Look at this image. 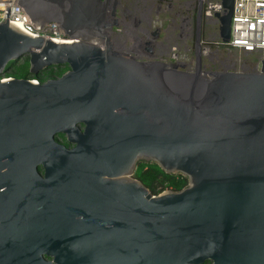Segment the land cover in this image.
Masks as SVG:
<instances>
[{
	"label": "water",
	"instance_id": "water-1",
	"mask_svg": "<svg viewBox=\"0 0 264 264\" xmlns=\"http://www.w3.org/2000/svg\"><path fill=\"white\" fill-rule=\"evenodd\" d=\"M18 3L67 40L27 32L9 8L0 22V76L29 63L0 81V264H264V59L204 70L200 0L192 72L118 50L119 0ZM140 161L188 183L152 194Z\"/></svg>",
	"mask_w": 264,
	"mask_h": 264
},
{
	"label": "built area",
	"instance_id": "built-area-1",
	"mask_svg": "<svg viewBox=\"0 0 264 264\" xmlns=\"http://www.w3.org/2000/svg\"><path fill=\"white\" fill-rule=\"evenodd\" d=\"M149 1L150 12L147 14L139 12L132 16L129 26L122 18H118L121 26L116 28V32L111 31L110 36H114L120 42V47L125 53L134 55L137 59L176 63L182 65L185 71H194L195 17L199 0ZM200 1L203 69L211 70L210 64H218L220 69L225 71L230 70L231 67H238L237 69L258 72L260 61L264 59V0H233L228 42H223L219 36L218 15L224 13L223 0ZM7 8L10 9L9 21L22 22V27L27 32L46 39L67 40L56 22H33L24 8L19 5L18 0H0V22L6 20ZM175 9L176 14L172 12ZM167 14L168 16L164 17ZM154 32H158V35L154 36ZM126 39L131 41L129 47ZM122 43L125 47H122ZM209 44H213L215 49L211 50ZM213 52L215 54L211 55ZM232 55L234 59H231ZM248 55L254 57L253 62L247 61L245 57ZM206 59L209 60L207 64ZM11 77L14 76L3 74L0 76V81ZM29 79L37 83L46 80L38 77Z\"/></svg>",
	"mask_w": 264,
	"mask_h": 264
},
{
	"label": "trees",
	"instance_id": "trees-1",
	"mask_svg": "<svg viewBox=\"0 0 264 264\" xmlns=\"http://www.w3.org/2000/svg\"><path fill=\"white\" fill-rule=\"evenodd\" d=\"M68 67L56 66L47 72H40L37 75L28 76L29 78L38 77L40 79L57 78L61 76ZM11 68L5 74H10ZM11 76H14L11 74ZM19 75L16 77H23ZM15 77V76H14ZM134 177L143 183L152 194H158L165 189L180 190L188 183L187 177L181 174H169L165 173L156 163L140 161L137 164V168L134 172Z\"/></svg>",
	"mask_w": 264,
	"mask_h": 264
},
{
	"label": "rangeland",
	"instance_id": "rangeland-1",
	"mask_svg": "<svg viewBox=\"0 0 264 264\" xmlns=\"http://www.w3.org/2000/svg\"><path fill=\"white\" fill-rule=\"evenodd\" d=\"M150 1L149 0H119V6L117 8V18H122L123 22L129 26L130 25V18H132V16L137 15L139 12H144V13H148L150 12ZM174 14L177 13V10H173L172 11ZM167 15H165L164 17H167ZM121 25L118 24V26L113 27L112 31L116 32V28L120 27ZM126 26V27H127ZM113 35V34H112ZM111 39L113 40L115 47L118 50L123 51L124 49H121V45L119 41L114 40V36H111ZM116 39V38H115ZM123 38H121L122 41ZM126 43H127V47H129L131 45V41L126 39ZM124 44V43H122ZM120 45V46H119ZM125 45V44H124ZM211 50L215 49V46L213 44H209ZM125 52V51H123ZM215 54V52L211 53ZM247 59L248 62H253L254 61V57L251 55H248L245 57ZM231 59H234V56H231ZM208 59L205 60V63H208ZM212 69L211 70H219V71H224L223 69H220L218 64H210L209 65ZM238 67L234 68L231 67L230 70L227 71H239V72H252L250 69H237ZM52 68H49L48 70H45L43 72H47V74H49V70H51ZM29 70V63H28V59L27 57L21 58V60H19L18 62H16L13 66H11V73L12 75L19 76V75H25L26 73H28ZM205 70V69H204ZM42 72V73H43Z\"/></svg>",
	"mask_w": 264,
	"mask_h": 264
},
{
	"label": "flooded vegetation",
	"instance_id": "flooded-vegetation-1",
	"mask_svg": "<svg viewBox=\"0 0 264 264\" xmlns=\"http://www.w3.org/2000/svg\"><path fill=\"white\" fill-rule=\"evenodd\" d=\"M56 140L59 141L61 144L65 145L67 148H72L74 146V144H69L65 140V137L63 135L56 136ZM35 170H36L37 174L39 175V177H41V178L45 177L44 167L42 164L36 165ZM207 264H209V263H207Z\"/></svg>",
	"mask_w": 264,
	"mask_h": 264
},
{
	"label": "bare ground",
	"instance_id": "bare-ground-1",
	"mask_svg": "<svg viewBox=\"0 0 264 264\" xmlns=\"http://www.w3.org/2000/svg\"><path fill=\"white\" fill-rule=\"evenodd\" d=\"M41 14H39V16H40ZM114 40H116L115 38H114ZM117 41V40H116ZM120 46V45H119ZM122 47H125V45L124 44H122ZM134 49V48H133Z\"/></svg>",
	"mask_w": 264,
	"mask_h": 264
}]
</instances>
